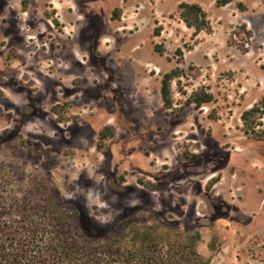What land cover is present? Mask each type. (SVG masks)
<instances>
[{"label": "rangeland", "instance_id": "rangeland-1", "mask_svg": "<svg viewBox=\"0 0 264 264\" xmlns=\"http://www.w3.org/2000/svg\"><path fill=\"white\" fill-rule=\"evenodd\" d=\"M180 2L200 5L209 27L187 26ZM89 6L100 22L92 44H74L75 65L62 38L54 64L39 63L36 47L15 49L25 59L13 71L0 18V171L9 174L0 192L60 200L78 235L123 236L128 247L135 228L155 227L163 245L197 232L208 264H264V0ZM73 18L64 30L79 35L86 28ZM171 71L166 105L161 80ZM53 82L77 90L64 99ZM202 93L210 100L192 101ZM107 126L112 134L99 138Z\"/></svg>", "mask_w": 264, "mask_h": 264}, {"label": "trees", "instance_id": "trees-1", "mask_svg": "<svg viewBox=\"0 0 264 264\" xmlns=\"http://www.w3.org/2000/svg\"><path fill=\"white\" fill-rule=\"evenodd\" d=\"M177 12L194 31L209 27L205 12L196 3L180 2ZM174 74L166 73L161 80L160 92L166 105L170 104L168 84ZM210 97L202 93L192 101L200 104ZM261 104L264 106V94ZM110 134V126L98 131L101 139ZM8 176L0 171V179ZM58 201L54 198L34 203L26 196L15 198L12 188L1 190L0 210L12 211L14 207L16 212L6 216L0 212V264H208L196 248L197 232L163 245L155 227L135 228L127 247L121 245L123 236L75 234L71 230L74 217L56 204Z\"/></svg>", "mask_w": 264, "mask_h": 264}, {"label": "flooded vegetation", "instance_id": "flooded-vegetation-1", "mask_svg": "<svg viewBox=\"0 0 264 264\" xmlns=\"http://www.w3.org/2000/svg\"><path fill=\"white\" fill-rule=\"evenodd\" d=\"M57 1L58 0H17L14 2L12 0L9 2V0H0V18L7 17L6 21L10 25L8 32L11 33V35H9L10 39L6 40L2 45V48H5L3 56L6 62L5 64L8 65L7 67L11 66L14 71L19 66H14L12 61L16 59L18 63H20L24 58L22 54L16 52L15 49L24 50L26 47L29 49L36 47L37 52L34 55L35 57L37 56V60H40L39 63L41 61L46 62L47 59H51V62L54 64L53 59L55 57L53 50L55 46L53 44L59 41L62 42V38H65L68 40L67 42H70V45H67L66 43L67 48L65 49L66 51L64 54H67L66 58L71 62V64H74V44L84 42L93 43L95 35L93 33L90 34V31L92 30L95 22H100L95 9L89 6L90 2L95 0H75L74 6L68 4L66 7L62 5L60 8H58L55 4ZM68 9H71L72 13L69 20L67 19L65 22L62 13ZM74 14L82 18L84 28H86L82 30L79 35H73L69 32V30H64V28H66L64 24L69 25L70 22L75 21L73 18ZM39 24L42 25L43 28L40 31H36L38 34L33 33L32 30ZM55 26L56 29H53ZM50 29L53 30L51 31ZM48 32L49 37L47 36ZM62 32H65L66 35L62 36ZM99 32L100 30L97 31V37L99 36ZM90 49L92 48H89L88 50ZM61 55L63 54L60 52L59 56ZM91 59L93 58L91 57ZM79 62L85 63V61L82 60H79ZM87 62H89L88 55L86 63ZM48 65L49 67L50 65L52 66V64ZM41 67V65L38 67L39 75H42V73L46 74ZM66 67L70 69L72 66L70 68L69 66ZM60 69L63 70L62 65H60ZM10 71L12 72V70ZM53 85H55L54 87L62 89L64 99L69 95H73V93L77 90L60 82H56ZM60 104L63 105V103Z\"/></svg>", "mask_w": 264, "mask_h": 264}]
</instances>
